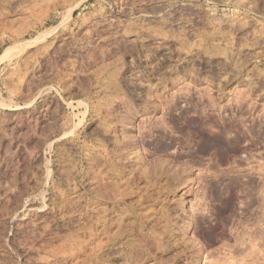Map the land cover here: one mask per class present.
<instances>
[{"label":"rangeland","instance_id":"1","mask_svg":"<svg viewBox=\"0 0 264 264\" xmlns=\"http://www.w3.org/2000/svg\"><path fill=\"white\" fill-rule=\"evenodd\" d=\"M46 3L0 0V264H264V0Z\"/></svg>","mask_w":264,"mask_h":264},{"label":"bare ground","instance_id":"2","mask_svg":"<svg viewBox=\"0 0 264 264\" xmlns=\"http://www.w3.org/2000/svg\"><path fill=\"white\" fill-rule=\"evenodd\" d=\"M48 0H28V4L26 5L27 7H25L26 8V13H29L30 15H35V16H43L44 15V13H45V8H48V6H47V3H46V6L44 7V4H45V2H47ZM52 4V3H51ZM24 8V9H25ZM25 11V10H24ZM47 11H49L48 9H47ZM28 14V15H29ZM46 14V13H45ZM43 18H45V17H43ZM38 21V20H37ZM49 21V19L48 20H44L43 22H41L40 23V26L41 27H44L46 24H47V22ZM120 27H122V26H120ZM3 29H4V27H3ZM7 28H6V26H5V29L4 30H6ZM122 29V28H121ZM121 29H120V31H121ZM50 31H52V30H50ZM119 31V30H118ZM117 31V32H118ZM143 31V30H142ZM150 31V30H149ZM156 31V30H155ZM114 32V31H113ZM128 32V31H127ZM132 32H134V30L132 31ZM146 32V31H145ZM118 33H120V32H118ZM117 33V34H118ZM122 33H124V32H122ZM46 34V33H45ZM44 33L41 35V33L39 34V35H37L36 36V39L35 40H37V41H39V38H41L42 39V37H44V35H45ZM133 34V33H132ZM136 34V33H135ZM151 34H152V32H151ZM151 34H149V35H151ZM17 35H20V34H17ZM16 35V36H17ZM112 36H113V34H111ZM125 35V34H124ZM148 35V34H147ZM153 35V34H152ZM151 35V36H152ZM156 35V34H155ZM21 36V35H20ZM46 36H48V33H47V35ZM115 36H116V33H115ZM120 36V35H119ZM123 36V35H122ZM141 36V35H140ZM22 37V36H21ZM138 37V36H137ZM160 37V36H159ZM17 38V37H16ZM129 38H132V36L131 37H129ZM147 38V37H146ZM139 39V38H138ZM137 39V40H138ZM153 39V38H152ZM151 39V40H152ZM160 39V38H159ZM130 40V39H129ZM132 40V39H131ZM134 40H135V38H134ZM136 40V41H137ZM140 40H142V39H140ZM139 40V41H140ZM169 40V39H168ZM157 41V40H156ZM142 42V41H141ZM144 42V41H143ZM155 42V41H154ZM178 42V41H177ZM31 43H33V42H31ZM160 43H163L162 41H160ZM180 43V42H179ZM178 43V44H179ZM157 44H159V43H156V47L157 46H159V45H157ZM177 44V43H176ZM163 45H164V43H163ZM166 45V44H165ZM164 45V46H165ZM180 47L179 48H181V44L179 45ZM161 47H162V45H161ZM172 47V46H171ZM176 47H177V45H176ZM158 48V47H157ZM164 48H166V46L164 47ZM179 48H176V49H179ZM180 50V49H179ZM183 50V49H182ZM181 51V50H180ZM177 53H178V51H177ZM181 53H182V51H181ZM183 53H185L184 51H183ZM187 53V52H186ZM180 54V53H179ZM185 55V54H184ZM180 58V57H179ZM184 58V57H183ZM182 58V59H183ZM181 60V59H180ZM183 62V61H182ZM180 64V63H179ZM177 65V64H176ZM144 84V83H143ZM142 84V85H143ZM146 84V83H145ZM147 86H148V84H147ZM144 87H146V86H144ZM63 162H65V161H63ZM63 162H62V164H63ZM61 167V166H60ZM73 252V251H72ZM71 252V253H72ZM70 255V254H69ZM67 258H69V257H67Z\"/></svg>","mask_w":264,"mask_h":264}]
</instances>
